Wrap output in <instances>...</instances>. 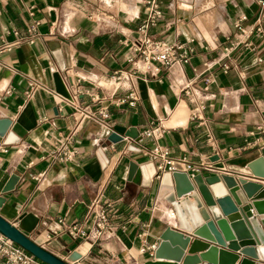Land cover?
<instances>
[{
    "label": "crops",
    "instance_id": "1",
    "mask_svg": "<svg viewBox=\"0 0 264 264\" xmlns=\"http://www.w3.org/2000/svg\"><path fill=\"white\" fill-rule=\"evenodd\" d=\"M141 1L0 0V120L10 121L0 138V216L68 264L171 262L152 255L163 230L176 228L163 200L171 174L155 177L156 164L146 156L153 147L166 149L172 160L208 164L231 176L264 160V35L244 39L235 28L244 16L241 26L249 34L259 0H163L151 34L191 48L188 62L118 81L114 74L129 68L126 45L141 24ZM32 27L29 44L24 38ZM60 64L76 104L109 115L107 128L79 124L73 158L65 162L49 153L80 117L54 91ZM115 127L132 128L140 139L112 144L106 136ZM153 129L156 139L142 136ZM130 163L138 175L129 182ZM11 176L15 186L2 194ZM98 193L110 205L113 234L97 243L67 235L57 222L88 229L87 208Z\"/></svg>",
    "mask_w": 264,
    "mask_h": 264
},
{
    "label": "water",
    "instance_id": "2",
    "mask_svg": "<svg viewBox=\"0 0 264 264\" xmlns=\"http://www.w3.org/2000/svg\"><path fill=\"white\" fill-rule=\"evenodd\" d=\"M63 70L60 64L59 72L53 74L54 91L70 101L60 75ZM9 126V120H0V138ZM123 137L140 139L132 128L115 127L106 140L116 144ZM242 174L264 181L263 158L253 160L236 176L198 174L189 178L185 173H172V188L163 200L170 207L176 228L163 230L152 254L154 259L171 262L150 260L145 264H208L201 261L212 259L217 264H264V186L246 181ZM136 175L137 165L130 163L127 180L132 181ZM16 181L17 177L11 176L1 193L12 191ZM3 203L0 197V207ZM0 234L44 264H68L36 245L1 216Z\"/></svg>",
    "mask_w": 264,
    "mask_h": 264
},
{
    "label": "built area",
    "instance_id": "3",
    "mask_svg": "<svg viewBox=\"0 0 264 264\" xmlns=\"http://www.w3.org/2000/svg\"><path fill=\"white\" fill-rule=\"evenodd\" d=\"M163 0H142L143 18L140 26L137 28V33L134 40L126 45L127 58L126 61L129 68L126 72L115 73L116 79L119 81L122 78H129L134 75H150L156 73L159 69L168 70L176 65L186 64L192 52L185 44L167 45L161 41L155 40L151 34V30L158 24L162 16L161 4ZM260 13L255 20L249 34L245 35L241 23L246 20L242 16L235 22L237 28L244 39L249 38L250 34L256 36L264 35V0H259ZM28 35L25 41L29 44L33 43L35 38V28L28 30ZM237 44H245V40H238ZM261 60H257L260 62ZM1 67V64H0ZM35 84L32 85V87ZM264 94V82L262 87ZM70 104L73 106L75 113L80 117L77 126L72 132L64 137L56 138V146L49 155L58 162L69 161L73 158L74 151L71 150L72 139L75 136L79 124L83 120L90 121L100 127L107 128L106 121L108 119L107 112H99L98 114L88 112L80 108L76 104V95H70ZM130 98L133 100L132 94ZM195 116V115H194ZM193 116V117H194ZM157 129L144 132L142 136L156 139ZM148 159L156 164L155 177L158 179L164 173H185L189 178L201 173H210L214 175L223 174L224 171L217 170L211 165L195 166L183 160H172L168 157V151L160 146H155L146 152ZM252 177V176H251ZM254 178V177H252ZM256 179V178H254ZM259 180V179H256ZM104 186H101L103 189ZM101 189V190H102ZM110 205L103 203V194L98 193L91 201L87 208V218L90 221L88 229L80 228L76 225H64L62 220L57 224L63 227V231L70 237L89 240L91 243H97L106 235H111L115 227L110 223L109 209ZM0 264H44L35 259L32 255L24 251L22 248L12 243L10 240L0 234Z\"/></svg>",
    "mask_w": 264,
    "mask_h": 264
},
{
    "label": "bare ground",
    "instance_id": "4",
    "mask_svg": "<svg viewBox=\"0 0 264 264\" xmlns=\"http://www.w3.org/2000/svg\"><path fill=\"white\" fill-rule=\"evenodd\" d=\"M173 217V216H172Z\"/></svg>",
    "mask_w": 264,
    "mask_h": 264
}]
</instances>
